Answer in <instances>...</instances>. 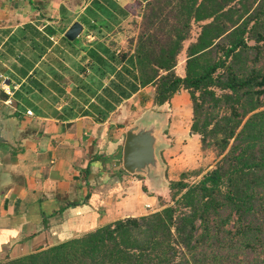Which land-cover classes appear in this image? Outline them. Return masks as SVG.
Listing matches in <instances>:
<instances>
[{"label":"trees","instance_id":"trees-1","mask_svg":"<svg viewBox=\"0 0 264 264\" xmlns=\"http://www.w3.org/2000/svg\"><path fill=\"white\" fill-rule=\"evenodd\" d=\"M141 16L109 57L133 62L132 91L152 84L155 106L185 89L190 129L218 159L171 180L170 203L0 264H264V0H146Z\"/></svg>","mask_w":264,"mask_h":264},{"label":"crops","instance_id":"crops-1","mask_svg":"<svg viewBox=\"0 0 264 264\" xmlns=\"http://www.w3.org/2000/svg\"><path fill=\"white\" fill-rule=\"evenodd\" d=\"M145 1L0 0V258L148 212L126 206L122 147L150 84L133 92V62L108 55L136 35Z\"/></svg>","mask_w":264,"mask_h":264},{"label":"rangeland","instance_id":"rangeland-1","mask_svg":"<svg viewBox=\"0 0 264 264\" xmlns=\"http://www.w3.org/2000/svg\"><path fill=\"white\" fill-rule=\"evenodd\" d=\"M144 4L145 2L140 3L138 7L139 12H137L136 16L137 26L134 28L137 31L136 35L140 29L139 23L141 21V11L144 8ZM198 30L199 26L195 24L191 31L192 36ZM136 35H134V38ZM192 36L184 41L185 45L182 49L183 52H181L183 60L186 58L184 48L193 39ZM179 59L180 57H178V62L180 63L176 68V72L183 74L184 61H179ZM145 90V93L137 94L141 97L145 96V98L144 100L141 98L143 102L140 104L138 114H134V116L137 115L136 117L138 118L146 111L152 114L164 113L165 125L161 129L160 135L166 141H163L162 146L158 149V156L162 166L161 176L163 179L160 182V187L156 191H150V185L146 181L145 175L133 173L134 176H128L126 181L127 185L124 187L125 191L123 194H129L126 187L130 185L131 189L129 188V190H131L134 197H131L126 206L128 209L133 210L132 212H136V210H147L149 212L158 208L161 203H170L169 182L171 180L179 178L181 171H186L188 175H186L185 180L195 182L208 168L214 166L219 157L215 154L214 149L210 147L202 148L200 135L190 129L191 103L188 92L185 89L178 99H170L160 106H155L152 101L145 102L147 99H150V94L153 93V85H148V88ZM217 91L219 92V90ZM135 103L139 105L140 100L135 99ZM132 116H128V119L132 120ZM196 170L200 172L195 174L194 171ZM145 201L149 202V205L146 204L147 207L143 205Z\"/></svg>","mask_w":264,"mask_h":264},{"label":"water","instance_id":"water-1","mask_svg":"<svg viewBox=\"0 0 264 264\" xmlns=\"http://www.w3.org/2000/svg\"><path fill=\"white\" fill-rule=\"evenodd\" d=\"M81 31V23L75 20L66 29L64 35L73 40ZM165 125L163 112L152 114L144 112L128 124L122 147V166L130 173L145 175L151 191H156L162 181V166L158 149L163 141L160 131Z\"/></svg>","mask_w":264,"mask_h":264},{"label":"built area","instance_id":"built-area-1","mask_svg":"<svg viewBox=\"0 0 264 264\" xmlns=\"http://www.w3.org/2000/svg\"><path fill=\"white\" fill-rule=\"evenodd\" d=\"M0 86H1L2 88H5L6 83H5V80H4V79H0ZM7 92H10V91L7 90ZM27 112H28V113H31L32 111H31L30 109H28ZM147 205H149V204H147Z\"/></svg>","mask_w":264,"mask_h":264}]
</instances>
